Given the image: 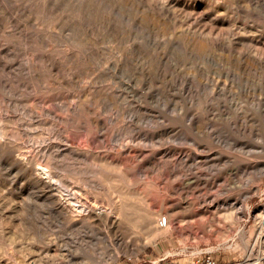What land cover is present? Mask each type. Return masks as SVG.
Instances as JSON below:
<instances>
[{"label": "rangeland", "instance_id": "1", "mask_svg": "<svg viewBox=\"0 0 264 264\" xmlns=\"http://www.w3.org/2000/svg\"><path fill=\"white\" fill-rule=\"evenodd\" d=\"M36 1L0 5V15L46 27ZM96 2L51 0L64 42L54 37L53 51L83 32L77 49L96 52L93 72L55 86L57 102L81 112L42 108L43 88L0 78L17 87L11 95L0 85V264H264V0ZM106 94L113 108L102 105ZM21 163L52 173L53 192L77 206L71 221L52 216ZM128 203L136 217L156 213L159 225L168 216L167 230L96 216L114 218Z\"/></svg>", "mask_w": 264, "mask_h": 264}, {"label": "bare ground", "instance_id": "2", "mask_svg": "<svg viewBox=\"0 0 264 264\" xmlns=\"http://www.w3.org/2000/svg\"><path fill=\"white\" fill-rule=\"evenodd\" d=\"M4 1H5V3H3V1H0V5H1V7H3L5 9V11H6V4L7 5H11V6L15 4L14 3V0H4ZM58 1H61V0H58ZM77 1H79V0H77ZM90 1H92V0H90ZM96 1L98 2V0H96ZM36 2L37 3L35 5L33 3V6H36L37 9H41L44 12V17H46L47 18V21L50 23V25H48V26L45 25L46 27L41 26L42 28H39V27H37L38 26L37 25L38 22L37 23H34V22H32V20H28V19H27L28 21L26 19L22 20V21H27L28 23H30V25L33 26L34 29L37 27V30L36 31L35 30H29V27H28V25H27L26 22L20 21L14 14H12L10 12H8L7 15H6V13H4L3 15H0V42H2L1 40H6V43H4L3 45H0V78H22V80L20 79L21 82L22 81H24V82L25 81H28V79H29V83H28V85L26 87L32 93L36 94L39 91H41V88L44 89V94H45L44 97H37L36 98V100L38 101L39 105L42 108H46L45 105L47 103V104H49L50 107H53V108L60 107L61 110H63V111L64 110L65 111L72 110L74 112L79 113L82 110V106H79V107H77V108L74 109L73 107H71L68 104V101L60 102V103L57 102V99H59V95L56 92V89L57 88H55V86H56V84L59 83V79L58 78H65V80H66L67 83H70L72 85L73 84L75 85V84L78 83V81L73 80V78H75L74 74H76L78 76L76 78H80L81 75H85L87 73L93 72V70L91 69V67L93 65V61L92 60L95 58V56H93V55H95L96 52L94 50H90V49L88 50V48L86 50L83 49L84 50L83 52H80L77 49V42H74V41H77V37H79L80 35H82L83 32L74 33L72 37L73 38H76V40L73 39L74 40L73 42H72V38L71 37H66L67 40H64L66 43L63 46L65 47V45L67 44V41H69V42H68V45H66V47H67L66 49H64V47H63V49L61 48L60 51L63 52L62 54H57L55 50L53 51L54 47L52 45V43H53L52 40H54L53 38L54 37H57V35L61 34V33H57L56 32V31H59V29H57V30L55 29L56 27L60 26V23H61V21H59L60 20L59 19L60 16L59 17H57L58 15L56 16V14L60 12V11L58 12L59 8L57 7L56 4H52L51 3V0H37ZM103 2H104V0H103ZM99 3H100V1H99ZM59 4H60V2L58 3V5ZM74 4H72V5H74ZM91 4H93V3L91 2ZM104 4H106V3H104ZM157 4H155V7L157 8V10L159 12H162V13L168 12L169 9L166 10V8H167V7L165 8L166 5H164V6L161 5L160 6V5H157ZM106 5H108V1H107V4ZM66 6L68 7V5H66ZM109 6L110 5H108L107 8H109ZM150 6H152V5H150ZM8 7L10 9V6H8ZM64 7H63V10H64ZM98 7H102V6L98 5ZM14 8H15V6H14ZM71 8L73 9V7H71ZM71 8H70V10H71ZM89 9L87 8L86 10H89ZM94 9L95 8L93 7V10ZM75 10H76V8H75ZM93 10H91V11H93ZM70 12L67 11L66 13H70ZM78 12H80V10ZM94 13H95V10H94ZM97 13H100V12H97ZM105 14L106 13L104 12L103 15H105ZM167 14H169V13H167ZM60 15H62V14H60ZM90 15H91V13H90ZM134 15H136V14H134ZM70 16L72 17V15H70ZM137 16L138 15H136V19H137ZM66 17H67V14H66ZM109 18H111V16ZM131 18H133V16ZM131 18H130V20H131ZM143 18L144 17L142 15V19ZM85 19L88 20V18H85ZM71 20H70V22H71ZM93 20H92V22H93ZM101 20H103V18ZM107 20H109V22L112 23L110 19H107ZM130 20H128V21H130ZM139 21L141 22V20H139ZM74 22H75V20H74ZM102 22L105 23L106 22V19L104 21H102ZM80 23L82 24V22H80ZM83 23H85V22H83ZM99 23H100V21H99ZM136 23H138V22H136ZM76 24H77V22H76ZM131 24H132V22H131ZM86 25L84 24L82 26H86ZM95 25H93V26H95ZM108 25L110 26V24H108ZM61 26H62V29L63 30H66V28H68L71 31L72 30L71 27L77 29V31H81L82 30L81 28H77L79 25H77V26H70V25L69 26H67V25L63 26V24H62ZM114 26H115V24H114ZM100 27L101 26H99V28ZM102 27H104V28L107 27V24H106V26L104 25ZM126 27H127V25H126ZM129 28H130V26H129ZM137 28H141V27L138 25ZM114 29L117 30L116 27ZM118 29H120V28H118ZM121 29H122V27H121ZM96 30H99V29H96ZM102 30H105V29H102ZM122 30L120 32L123 33ZM89 31H91L90 28L86 29V32H89ZM92 32H94V31H92ZM104 32H106V31H104ZM116 32L113 33V34H116ZM118 32H119V30H118ZM118 32H117V34L120 36V34H119L120 32L119 33ZM129 32H130V30H129ZM95 34H97V32ZM105 34H104V37H105ZM127 34L129 35L130 33H127ZM132 34H134V32ZM114 36L115 35H113V37ZM126 36H124V39H125ZM62 37H64V39H65V36H62ZM111 37H112V35H111ZM127 37H129V36H127ZM59 38L57 37V40L58 41L56 40V42L55 41L54 42L57 43V44H58V42L62 43V40H59ZM115 38H116V36H115ZM80 40L82 42V38ZM92 41H94V40H92ZM92 41H91V43H92ZM29 47H32L33 50H36V52L33 53V54L28 53L27 52V49ZM55 47H57V46H55ZM58 47H60V46H58ZM85 47H86V45H85ZM196 47L199 50H204L205 47H206V45L204 43L200 42V43H197L196 44ZM30 50H32V49H30ZM26 54H27V58H25L24 59V62H23L22 60H20V56H23V55H26ZM133 66H132V68H133ZM133 69H135V68H133ZM68 76H70V77H68ZM132 76L133 75H131V77ZM150 77H153V76H150ZM97 78H98V76H97ZM16 83L18 85L19 82L17 81ZM0 85L3 86L4 89L6 90V92L9 93V94H11V95L12 94L14 95V94L17 93V91H16L17 87L12 86L11 84H9L6 81L3 82L2 80H0ZM117 97L120 98L121 96L118 95ZM110 99H111V97L108 94H106L105 97L102 96V98H101L102 105L104 107H106V108H113V105L114 104L110 103ZM8 101H9V104L14 109H16L19 106V103L13 102L11 99H8ZM126 111L127 110L123 109L121 112H122V114H124ZM128 111L130 112V110H128ZM48 113H49V111H48ZM194 119H195V117H194ZM98 125H100V123ZM50 154H52L51 151H50ZM19 168L20 169H23V171H25V173H26L27 177L29 178V180L32 182V184L34 185V187L39 191V193H40L39 195L42 196V198H44L45 202L49 206L48 207L49 208L48 210L52 214V216L54 218L60 220V221H71L72 218H73L72 217V209L74 207L77 210V206L74 205V206H71V208H69L68 205H70V202L67 201V203L64 204L62 202V200H61V197L59 198L55 194V192H53V190L50 188V186L48 184V182L51 181V179L53 178L52 173L49 170H47V169H45V168H43L41 166L36 167V168H29L28 166H25L24 163L19 164ZM191 187H192L191 183L189 185L187 183V188L188 189L187 188L186 189L182 188V190L183 191H187ZM114 210L115 211H119L118 212V216H115L114 218H111L112 216L111 217L110 216H106V211H104V210L96 211V216L99 217V219L102 220V221H104L106 224H110L113 227H116V226H126V225L129 224V222H127V221H123L122 222V221L118 220L117 217H119V215H121V214H123V215H129L130 217H132L133 220H135V219L138 220L139 223H141V225L143 227H145L146 229L149 230V232L154 233L155 235L164 233L167 230V227L169 226V218H168V216H167V224L165 225L163 223V221H162V218H160V225H159L158 224V218H157L158 215L156 213L152 212V211L146 212L143 216L136 217L135 216V213L132 212V211H134V207L130 203L125 204V206H123L122 209L120 208V210H118V208H113V212L115 213Z\"/></svg>", "mask_w": 264, "mask_h": 264}, {"label": "built area", "instance_id": "3", "mask_svg": "<svg viewBox=\"0 0 264 264\" xmlns=\"http://www.w3.org/2000/svg\"><path fill=\"white\" fill-rule=\"evenodd\" d=\"M162 221L166 225L167 224V216L162 217Z\"/></svg>", "mask_w": 264, "mask_h": 264}]
</instances>
